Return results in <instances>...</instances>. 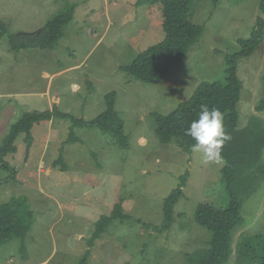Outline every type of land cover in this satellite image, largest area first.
<instances>
[{"label":"rangeland","instance_id":"obj_1","mask_svg":"<svg viewBox=\"0 0 264 264\" xmlns=\"http://www.w3.org/2000/svg\"><path fill=\"white\" fill-rule=\"evenodd\" d=\"M140 1L0 0V24L7 30L0 39V146L25 113L56 107L89 122L106 111L111 93L127 137L120 143L101 129L62 118L36 124L29 148L21 135L16 153L0 165V204L24 197L34 221L23 239L0 245V264H198L204 259L212 234L197 224V207L225 208L231 200L222 180L225 161L212 153L222 122L185 152L160 141L154 114L171 113L202 82H226L242 49L239 40L250 39L264 17L263 0H189L191 19L203 33L159 84L139 82L122 70L165 38L161 4ZM71 9L73 19L52 47L13 49L10 37L38 32ZM236 66L243 84L238 128L264 125L259 111L264 35ZM246 176L255 184L243 196L244 224L233 234V254L225 264H260L244 257L240 247L246 237H264V149L262 163ZM182 184L173 223L163 229L165 200ZM119 202L127 218L99 227ZM256 245L251 248L261 252Z\"/></svg>","mask_w":264,"mask_h":264},{"label":"trees","instance_id":"obj_2","mask_svg":"<svg viewBox=\"0 0 264 264\" xmlns=\"http://www.w3.org/2000/svg\"><path fill=\"white\" fill-rule=\"evenodd\" d=\"M189 0H141L140 4H161L163 12V28L165 38L141 52L127 67L122 70L135 80L145 84H159L170 69L182 63L188 56L189 48L195 44L203 33V27L195 24L191 17ZM264 12V0L262 1ZM74 10L57 14L51 18L38 32L19 33L10 37L14 50L27 48L48 49L64 36V27L73 19ZM7 30L0 24V39ZM264 35V17L258 20L253 35L248 40H239L242 49L231 60L225 83L202 82L191 98L179 104L171 113L154 114L156 134L163 144L176 143L185 152H190L200 145L221 120L222 130L214 144L212 153L225 161L222 169V180L230 195V204L225 208H216L210 204H200L196 210V222L212 234L209 248L204 259L198 264H225L233 254V234L244 224L241 214V202L252 192L255 182L246 175L262 163L264 149L263 123H250L243 129L238 128L239 114L237 105L243 88L237 75L236 61L238 58L252 55L258 48ZM236 61H235V60ZM115 93L107 96L108 107L96 119L86 122L68 114L60 113L56 107L44 112L25 113L9 130L3 145L0 146V165L5 167L4 157L15 154L16 141L25 135V141L30 147L32 129L36 124L51 122L54 118L70 120L75 126L98 128L112 134L120 143H126L124 124L115 110ZM264 111V100L259 106ZM72 137L68 139L71 142ZM62 162L60 158L55 167ZM62 166V165H61ZM65 170V166H62ZM261 169V168H260ZM185 184V181L183 182ZM183 184L166 198L164 203V223L162 228L168 229L173 223L174 206L183 195ZM121 202L115 204L114 212L108 218L98 223L99 227L111 224L117 219L127 218L122 214ZM34 218L29 203L24 197H16L7 203L0 204V245L16 239H23L30 231ZM99 231L94 240L99 238ZM254 241L261 252L253 250ZM260 242V243H259ZM241 254L253 261L264 264V237L261 235L246 237L240 247ZM252 253L253 256H250ZM261 253V255H260ZM84 262V260H83ZM82 262V264H84ZM195 264V262H193Z\"/></svg>","mask_w":264,"mask_h":264},{"label":"crops","instance_id":"obj_3","mask_svg":"<svg viewBox=\"0 0 264 264\" xmlns=\"http://www.w3.org/2000/svg\"><path fill=\"white\" fill-rule=\"evenodd\" d=\"M47 92V91H46Z\"/></svg>","mask_w":264,"mask_h":264}]
</instances>
